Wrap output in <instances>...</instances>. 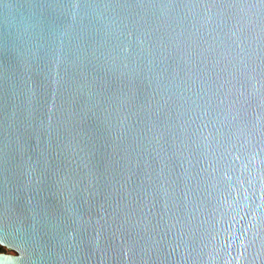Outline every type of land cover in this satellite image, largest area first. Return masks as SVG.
<instances>
[{"label":"water","instance_id":"obj_1","mask_svg":"<svg viewBox=\"0 0 264 264\" xmlns=\"http://www.w3.org/2000/svg\"><path fill=\"white\" fill-rule=\"evenodd\" d=\"M0 264H264V0H0Z\"/></svg>","mask_w":264,"mask_h":264},{"label":"trees","instance_id":"obj_2","mask_svg":"<svg viewBox=\"0 0 264 264\" xmlns=\"http://www.w3.org/2000/svg\"><path fill=\"white\" fill-rule=\"evenodd\" d=\"M0 250H1V248H0Z\"/></svg>","mask_w":264,"mask_h":264}]
</instances>
